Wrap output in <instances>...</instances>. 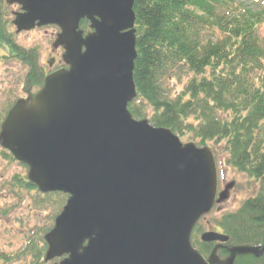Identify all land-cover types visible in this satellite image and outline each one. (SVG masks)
Returning <instances> with one entry per match:
<instances>
[{
    "label": "water",
    "instance_id": "obj_1",
    "mask_svg": "<svg viewBox=\"0 0 264 264\" xmlns=\"http://www.w3.org/2000/svg\"><path fill=\"white\" fill-rule=\"evenodd\" d=\"M20 5L17 32L57 26L67 68L17 101L0 127V145L27 168L40 193L68 196L44 237L46 259L58 264H233L264 254L258 246L223 247L205 259L191 233L215 202L216 164L209 147L182 144L170 130L135 120L132 78L135 0H7ZM91 32L78 30L82 19ZM224 249L228 256L215 255ZM55 264V263H54Z\"/></svg>",
    "mask_w": 264,
    "mask_h": 264
},
{
    "label": "trees",
    "instance_id": "obj_2",
    "mask_svg": "<svg viewBox=\"0 0 264 264\" xmlns=\"http://www.w3.org/2000/svg\"><path fill=\"white\" fill-rule=\"evenodd\" d=\"M243 1L135 0L132 78L136 97L127 111L133 119H146L178 138L187 136L200 146L211 144L212 151L223 142L226 164L257 182V190L236 211L223 215L217 227L227 236V246H260L264 244V36L258 29L264 22V0H256L253 9ZM8 6L0 0V60L21 63L25 91L35 92L43 85L45 72L38 50L15 42L12 22L5 18ZM87 27L88 22L81 20L79 30L86 33ZM187 73L192 77L181 92L170 97L166 83ZM14 102L0 111V125ZM0 150L13 161L1 145ZM7 184L35 193V206L54 213L47 227L33 230L15 254L1 252L0 264L56 262L46 259L44 236L67 196L38 193L26 174L12 177ZM199 230L197 224L191 244L206 257L212 245L195 238ZM226 254L220 250L217 255L224 259ZM233 264H264V254L237 256Z\"/></svg>",
    "mask_w": 264,
    "mask_h": 264
},
{
    "label": "rangeland",
    "instance_id": "obj_3",
    "mask_svg": "<svg viewBox=\"0 0 264 264\" xmlns=\"http://www.w3.org/2000/svg\"><path fill=\"white\" fill-rule=\"evenodd\" d=\"M258 2L256 0H246L244 5L253 9L257 7ZM17 11H19L18 6H8L6 11L8 15L5 18L11 23V20H13L11 13ZM260 26L258 29L259 33L264 36V22ZM12 29L15 32L13 25ZM57 33L58 30L51 26L34 28L26 32H15V42L25 49H37L39 65L46 68L51 58H56L55 62H60L59 60H61L62 49L58 48L59 45L55 40ZM24 75L25 68L18 61L1 62L0 60V111L5 104L25 97L23 85ZM191 77L192 75L187 73L181 79H170L166 83L169 96L174 98L181 92ZM188 139L189 137L186 136L178 140L182 144L191 142L198 147H202L199 145V142ZM206 146L210 147L211 144ZM223 146L224 144L221 142L218 147H213V154L216 162V181H218L217 193L219 194L221 190L226 191V198L220 202H215L210 212L204 215V220L199 223V234H196L197 236L195 237L199 241L200 235L203 232L211 230V226H217L218 220L223 215L236 211L241 203L245 199L253 196L257 190V182L237 173L226 164L224 159L225 154L222 151ZM26 173L27 171L18 162L4 158L0 150V253L15 254L21 245L23 246L22 243H24L25 239L33 230L38 232L42 228L47 227L48 220L54 213L51 209H43L35 206L33 201V198L36 196L35 193L16 190L7 184L12 177ZM217 198L218 195H216ZM217 257L219 258V256ZM12 264H30V261L25 260L22 263ZM44 264L53 263L47 262Z\"/></svg>",
    "mask_w": 264,
    "mask_h": 264
},
{
    "label": "flooded vegetation",
    "instance_id": "obj_4",
    "mask_svg": "<svg viewBox=\"0 0 264 264\" xmlns=\"http://www.w3.org/2000/svg\"><path fill=\"white\" fill-rule=\"evenodd\" d=\"M53 59H54V61H55L56 58L53 57ZM53 67H54V64L52 65V67H50V69H52ZM211 245H212V244H211ZM215 245H216V244L214 243V244L212 245V248H213Z\"/></svg>",
    "mask_w": 264,
    "mask_h": 264
}]
</instances>
